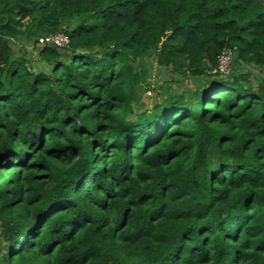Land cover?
Wrapping results in <instances>:
<instances>
[{"label": "trees", "instance_id": "1", "mask_svg": "<svg viewBox=\"0 0 264 264\" xmlns=\"http://www.w3.org/2000/svg\"><path fill=\"white\" fill-rule=\"evenodd\" d=\"M148 59L202 83L136 110ZM235 62L264 69V0H0V264H264V80Z\"/></svg>", "mask_w": 264, "mask_h": 264}, {"label": "rangeland", "instance_id": "2", "mask_svg": "<svg viewBox=\"0 0 264 264\" xmlns=\"http://www.w3.org/2000/svg\"><path fill=\"white\" fill-rule=\"evenodd\" d=\"M13 49L17 56H24L31 62H34L36 66L38 65L42 68L32 45H28L26 48L23 45L17 44L13 46ZM144 65L147 70L148 83H143V85L136 88V95L133 100L136 110L151 107L157 100H160V95H163L164 93L178 91L187 96L191 95V93L202 83V78L192 76L189 73L184 74L183 72L180 73L179 71H173L171 68L161 67L153 59L145 60ZM46 68L47 66H44L43 69ZM232 69L234 72L242 71L244 73H250V80L254 85H257L261 80H264V69L261 70L253 66H245L237 62L233 63ZM130 118L132 117L130 116Z\"/></svg>", "mask_w": 264, "mask_h": 264}, {"label": "built area", "instance_id": "3", "mask_svg": "<svg viewBox=\"0 0 264 264\" xmlns=\"http://www.w3.org/2000/svg\"><path fill=\"white\" fill-rule=\"evenodd\" d=\"M68 42V37L65 34L50 35L38 38L39 45L48 44L52 46L65 47L68 45ZM231 56V52H224L219 59L218 69L214 70V72L219 70L220 72L227 73Z\"/></svg>", "mask_w": 264, "mask_h": 264}]
</instances>
